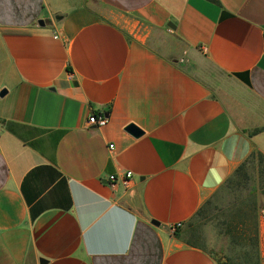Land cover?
Listing matches in <instances>:
<instances>
[{"label": "crops", "instance_id": "0c3cea01", "mask_svg": "<svg viewBox=\"0 0 264 264\" xmlns=\"http://www.w3.org/2000/svg\"><path fill=\"white\" fill-rule=\"evenodd\" d=\"M2 89L0 264H227L183 231L264 154V0H0Z\"/></svg>", "mask_w": 264, "mask_h": 264}, {"label": "rangeland", "instance_id": "374dc122", "mask_svg": "<svg viewBox=\"0 0 264 264\" xmlns=\"http://www.w3.org/2000/svg\"><path fill=\"white\" fill-rule=\"evenodd\" d=\"M258 168V162L251 166L247 181L226 182L183 231L191 243L210 250L227 264L241 260L240 248L233 241L240 239L244 226L239 224L245 221L247 232L253 230V208L260 195Z\"/></svg>", "mask_w": 264, "mask_h": 264}, {"label": "trees", "instance_id": "16d2710c", "mask_svg": "<svg viewBox=\"0 0 264 264\" xmlns=\"http://www.w3.org/2000/svg\"><path fill=\"white\" fill-rule=\"evenodd\" d=\"M238 76L244 81H247L246 73L238 74ZM257 162L259 165L258 182L260 186V194L264 196V154L260 152L252 153L246 161H244L237 167V169L234 171V173L229 177V179L226 182L230 185L234 181H240V180L247 181L249 178V170L251 166ZM209 202L210 201H207L205 204H203L195 214L202 211L204 206L209 204ZM255 208L256 207H254L253 210H255ZM239 225L244 226L241 232L238 234L240 239H236L233 241L236 242L240 248V252H241L240 258L242 259L244 264H248L253 259L255 260V264H256L258 262V251L256 247L257 235H256L255 223H253V230L249 232H247L246 230L247 224L245 223V221H242Z\"/></svg>", "mask_w": 264, "mask_h": 264}, {"label": "built area", "instance_id": "2783aa9c", "mask_svg": "<svg viewBox=\"0 0 264 264\" xmlns=\"http://www.w3.org/2000/svg\"><path fill=\"white\" fill-rule=\"evenodd\" d=\"M108 121V118L103 115V114H95V113H91L88 118H87V123L89 125H96V126H104ZM112 147V146H111ZM131 177V172L127 171L125 173V178H124V183L126 184L127 179ZM109 180L110 181H114L115 180V176L114 175H109ZM111 185H114L111 183ZM182 225V223H176L174 225L171 226V232L174 233L180 226Z\"/></svg>", "mask_w": 264, "mask_h": 264}, {"label": "water", "instance_id": "95a60500", "mask_svg": "<svg viewBox=\"0 0 264 264\" xmlns=\"http://www.w3.org/2000/svg\"><path fill=\"white\" fill-rule=\"evenodd\" d=\"M38 23L41 25L44 24V22L42 20H39ZM168 25H170V23H168ZM5 93H6V89H2L0 91V96H3ZM125 130H127L129 133H131L134 137H138L142 134V130L132 123L128 124L125 127ZM152 223L158 224L157 221H155V220H153ZM45 263H46V260H44L42 258L39 259V264H45Z\"/></svg>", "mask_w": 264, "mask_h": 264}]
</instances>
